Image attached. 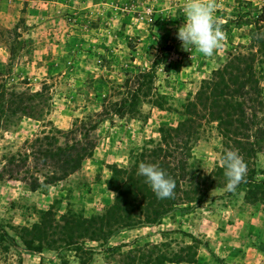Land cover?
<instances>
[{
	"label": "rangeland",
	"instance_id": "374dc122",
	"mask_svg": "<svg viewBox=\"0 0 264 264\" xmlns=\"http://www.w3.org/2000/svg\"><path fill=\"white\" fill-rule=\"evenodd\" d=\"M216 2L226 40L209 57L177 38L184 0H0V264H264V135L250 133L257 145L245 155L246 135L224 136L210 113L194 125L187 167L195 189L183 184L200 188L199 205L185 202L186 211L135 229L104 226L102 236L100 224L85 225L114 206V168L156 160L150 151L192 119L187 106L234 56L254 54L264 103V0ZM141 73V114L102 122L80 168L51 182L52 164L32 157L52 140H36L61 132L57 146L71 143L78 121L91 129ZM21 97L34 110H20ZM257 115L264 127V108ZM226 149L247 165L233 191L219 164Z\"/></svg>",
	"mask_w": 264,
	"mask_h": 264
},
{
	"label": "trees",
	"instance_id": "16d2710c",
	"mask_svg": "<svg viewBox=\"0 0 264 264\" xmlns=\"http://www.w3.org/2000/svg\"><path fill=\"white\" fill-rule=\"evenodd\" d=\"M262 21H264V17ZM261 42L264 44V40L261 39ZM254 63V54H239L234 56L222 69L215 71L212 79L202 86L194 101L190 102L186 108V113L191 114L192 119H186L177 129L169 133V138L164 139V142L168 140V145L159 146L150 151V156L147 157L156 158V160L150 158L148 163L158 164L175 180L176 187L172 198L158 199L145 182V178L137 175L138 169L124 171L115 167L111 179V186L117 194L114 206L103 216L85 220V225L92 228L100 224L101 227L97 232H99V236H102L104 235V226H117V230L135 229L142 223H156L177 210L186 211L187 209H180L179 206L185 202H195V205H199L204 199L202 194H198L199 187L194 191L188 189L183 191V184L195 189V180L198 178L192 176L187 167L188 159L192 155V140L198 132L194 125L202 122L210 113L215 120L220 121L221 128L226 130L224 136L229 137L231 134L237 137L238 132L241 131L246 135V139H244L246 141H243L246 144L242 143L245 155L255 151L257 145L255 139L263 138L264 127L260 126L261 122L258 123L257 113L262 111L264 103L262 102ZM146 76L148 75L144 73L138 75L131 85L136 89L132 90L130 87L125 94L126 97L111 104V111L106 110L105 115L99 114L98 116L101 118L95 121L91 129L86 130V123L78 121L75 130L69 132L70 136L73 137L70 139L71 143H67L64 147L57 146L56 135L62 134L61 132L36 140L40 147L45 141L52 140L51 145L40 148L32 157L33 160L44 162L46 165L52 164L55 170L49 179L51 182L62 180L58 174L65 178L80 168L91 150L90 132L96 131L102 122L112 119L114 116L124 118L127 115L141 114L139 92L148 86V83L143 81ZM151 84L152 81H150ZM26 99L20 98V110L24 112L34 110L33 103L28 106L23 104ZM30 99L28 98V100ZM9 108H11L10 100L6 103V109ZM248 111L251 113L248 114ZM84 129V134H82ZM250 133L255 137L254 140H252ZM177 139L181 141L178 142ZM237 145L241 144L237 143ZM160 158V162L157 163ZM121 176L123 178H120ZM119 183H122V187L119 186ZM40 186L36 183L33 190H37ZM175 193L183 194L177 196ZM138 210L143 211L140 216ZM134 211L138 213H134ZM138 219H141L142 222H138ZM4 236L16 249H19L11 236L7 233H4Z\"/></svg>",
	"mask_w": 264,
	"mask_h": 264
},
{
	"label": "clouds",
	"instance_id": "9594fccd",
	"mask_svg": "<svg viewBox=\"0 0 264 264\" xmlns=\"http://www.w3.org/2000/svg\"><path fill=\"white\" fill-rule=\"evenodd\" d=\"M218 7L216 0H184L183 12L185 23L177 32L183 49L194 47L204 56H212L223 49L226 33L221 21L215 16ZM219 164L224 168L226 189L235 190L245 182L247 165L237 149H226L220 156ZM137 175L143 176L158 199L174 196L175 180L158 164L141 162Z\"/></svg>",
	"mask_w": 264,
	"mask_h": 264
}]
</instances>
